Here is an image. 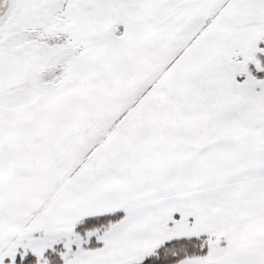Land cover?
<instances>
[{"label":"snow or ice","instance_id":"6c2138e0","mask_svg":"<svg viewBox=\"0 0 264 264\" xmlns=\"http://www.w3.org/2000/svg\"><path fill=\"white\" fill-rule=\"evenodd\" d=\"M0 264H264V0H0Z\"/></svg>","mask_w":264,"mask_h":264}]
</instances>
